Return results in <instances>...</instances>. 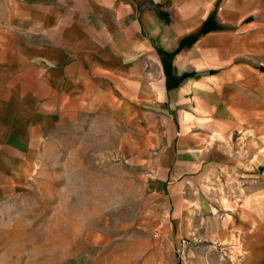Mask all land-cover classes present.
Listing matches in <instances>:
<instances>
[{"label": "crops", "instance_id": "1", "mask_svg": "<svg viewBox=\"0 0 264 264\" xmlns=\"http://www.w3.org/2000/svg\"><path fill=\"white\" fill-rule=\"evenodd\" d=\"M11 7L0 25V198L31 181L56 134L94 113L121 135L117 157L143 168L148 197L168 204L161 221L176 246L187 241V264H264V205L253 202L261 190L230 210L223 200L232 194L214 185L224 184L232 157L245 155L246 132L260 133L264 0ZM190 117L203 123L187 129Z\"/></svg>", "mask_w": 264, "mask_h": 264}, {"label": "rangeland", "instance_id": "2", "mask_svg": "<svg viewBox=\"0 0 264 264\" xmlns=\"http://www.w3.org/2000/svg\"><path fill=\"white\" fill-rule=\"evenodd\" d=\"M11 11V0H0V25L7 23ZM262 82L257 88L263 100L261 137L247 131L245 155L232 157L224 184H214L218 192L232 194L223 200L230 210L253 189L261 190L253 200L256 210L264 205V73ZM91 115L80 124L72 123L64 130L68 133L56 134L41 151L31 181L0 198V264H179L171 225L161 221L168 204L148 197L142 167L117 157L121 135L115 126ZM156 120L150 118L151 130ZM187 122V129H196L203 120L190 117ZM232 137L237 144L238 135ZM255 138L262 143L256 158L248 145L254 149ZM256 176L260 180L254 182Z\"/></svg>", "mask_w": 264, "mask_h": 264}, {"label": "built area", "instance_id": "3", "mask_svg": "<svg viewBox=\"0 0 264 264\" xmlns=\"http://www.w3.org/2000/svg\"><path fill=\"white\" fill-rule=\"evenodd\" d=\"M187 243L186 240H184V242H182L179 246H177V252H178V255H179V264H187L183 258H182V255L184 254V249H185V244Z\"/></svg>", "mask_w": 264, "mask_h": 264}]
</instances>
